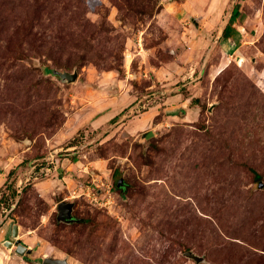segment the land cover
<instances>
[{"label": "rangeland", "instance_id": "obj_1", "mask_svg": "<svg viewBox=\"0 0 264 264\" xmlns=\"http://www.w3.org/2000/svg\"><path fill=\"white\" fill-rule=\"evenodd\" d=\"M260 181L264 0H0V264H264Z\"/></svg>", "mask_w": 264, "mask_h": 264}, {"label": "water", "instance_id": "obj_2", "mask_svg": "<svg viewBox=\"0 0 264 264\" xmlns=\"http://www.w3.org/2000/svg\"><path fill=\"white\" fill-rule=\"evenodd\" d=\"M59 74H60V76L63 79H66L67 81H70V82L71 81H75L77 79V77H78V72L77 71H74V72L65 71V72H59ZM122 181L123 180L120 179L118 181V185ZM259 186L263 187L264 186V182L260 181L259 182ZM72 211H73V203L72 202H68L66 200H63V201H61L58 204V218L59 219H62V220H65V221L73 220L74 217H73ZM18 232H19L18 225L17 224H13L12 228H11V234L13 236H17ZM18 251H20L21 253H25V252L30 253L32 251V248H28V247H25L24 245L20 244L19 247H18ZM186 254L188 256L192 257V258H195L197 261L200 260V257L197 256L196 254H194L192 251H187ZM43 263L44 264H66V261H64L62 259H53V258H50V257H46L43 260Z\"/></svg>", "mask_w": 264, "mask_h": 264}, {"label": "crops", "instance_id": "obj_3", "mask_svg": "<svg viewBox=\"0 0 264 264\" xmlns=\"http://www.w3.org/2000/svg\"><path fill=\"white\" fill-rule=\"evenodd\" d=\"M174 96H179V94H176V95H174ZM171 97L172 96H170V97H168V99L167 100H164V101H157L152 107H151V109H154V111H156V113H154V114H158L159 113V110H160V108L161 107H163V108H165L166 110H172V113H171V115H169V116H171V117H174V116H180L179 115V111H180V109H184L185 111H186V113H187V109H186V107H184V106H186V103H183V104H181L177 109H174V108H176V106L177 105H172V106H168V105H166V107H164V104H166V102H168L169 100H171ZM185 101H188V98H186V100ZM191 101V100H190ZM112 102V101H111ZM121 101H118L117 102V104L116 105H114V107L115 108H112L111 109V113H112V115H110V117L109 118H113V117H115L116 116V114H117V112H119V110H122L123 108H124V104L125 103H120ZM126 102V101H125ZM128 102V101H127ZM121 104V105H120ZM191 104V102L188 104V105H190ZM120 106H122V107H120ZM180 108V109H179ZM156 109V110H155ZM147 110H145L144 112H146ZM158 112V113H157ZM154 116V115H153ZM182 117V116H181Z\"/></svg>", "mask_w": 264, "mask_h": 264}, {"label": "trees", "instance_id": "obj_4", "mask_svg": "<svg viewBox=\"0 0 264 264\" xmlns=\"http://www.w3.org/2000/svg\"><path fill=\"white\" fill-rule=\"evenodd\" d=\"M195 99H193L192 101H194ZM185 113H186V111L182 108V109H180V111H179V115L180 116H184L185 115ZM253 172L255 173V178L256 179H260L261 178V175L258 173V172H256L254 169H253Z\"/></svg>", "mask_w": 264, "mask_h": 264}, {"label": "built area", "instance_id": "obj_5", "mask_svg": "<svg viewBox=\"0 0 264 264\" xmlns=\"http://www.w3.org/2000/svg\"><path fill=\"white\" fill-rule=\"evenodd\" d=\"M109 190H110V187H109Z\"/></svg>", "mask_w": 264, "mask_h": 264}]
</instances>
